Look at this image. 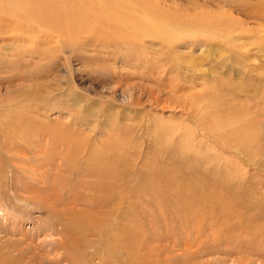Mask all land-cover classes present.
Returning a JSON list of instances; mask_svg holds the SVG:
<instances>
[{"label": "rangeland", "instance_id": "obj_1", "mask_svg": "<svg viewBox=\"0 0 264 264\" xmlns=\"http://www.w3.org/2000/svg\"><path fill=\"white\" fill-rule=\"evenodd\" d=\"M154 2L188 20L225 10L221 20L227 15L233 26L197 38L203 28L194 21L174 41L165 33L173 27L161 24L160 36L105 43L116 32L96 34L101 20L92 14L81 24L89 34L73 45L72 33L63 46L48 30L21 35L18 22L0 21V239H10L12 213L29 231L51 228L53 236L42 237L50 258L264 264V0ZM109 6L104 19L113 25L127 10ZM125 19L120 28L129 32L125 23L133 22ZM97 158L118 170L115 181L93 183L86 170ZM33 190L64 221L89 210L108 224L114 219L118 234L85 236L56 251L70 239L62 226L53 231ZM123 227L128 254L116 244Z\"/></svg>", "mask_w": 264, "mask_h": 264}, {"label": "bare ground", "instance_id": "obj_2", "mask_svg": "<svg viewBox=\"0 0 264 264\" xmlns=\"http://www.w3.org/2000/svg\"><path fill=\"white\" fill-rule=\"evenodd\" d=\"M219 1L227 2V0H219ZM93 3H96L95 7L92 5ZM112 3H114V5L118 7H123L124 10L125 9L127 10L123 17H121L123 14H121V16H119V14H115V16L113 17L115 24L113 25L110 24L109 21L104 19L105 14H107V12L110 9L109 5H111ZM228 4L230 5V7L234 6L232 2ZM158 5L157 2L156 3L154 2V0H0V21L7 23L9 22L11 23L15 21L16 24L18 22L19 28L16 29L21 31V35H23L24 33L28 34L30 32H36V31L42 32L48 30V32L50 31L55 35L57 41H59L60 44L63 43V46L64 44H68V41L65 38L66 37L68 38L72 33H75L76 36L72 41L74 42L73 45L79 43V39L82 35L89 34V32H87L88 30H81V24L83 18H87L86 15L88 16L92 14L96 16L94 17V19L93 17L88 16L90 20H98V21L101 20L99 23L101 24L102 28L99 26L100 28L98 29V32L96 34L102 36L103 34L107 33V31L109 32L115 31L116 36L108 35L106 37H103L105 39H101L105 42L107 37L109 39L113 38L114 39L113 41L115 43L119 42V40L117 39L118 36L125 37L126 39H128L130 43L132 42L134 43V37L138 39L139 36L141 38L154 37L156 35L160 36L163 33L157 27L158 25L161 24H166L169 27H173L171 32L169 29H166L165 33L166 35L167 33H171V35H174L175 36L174 41L180 38L178 34L180 33V28L182 25L186 26V29H190L191 31H193L192 24L194 21L197 22V24L203 28L200 30H196L197 33L193 32V34H195L196 37L197 36L204 37V35L208 36L210 34L218 35L223 32L225 33V31L226 32L230 31L231 26H233L231 20L227 19L228 18L227 15H226V19L221 20L222 16L226 14L225 10L218 11V14L216 15L202 14L201 18H198L197 20L195 19V17L198 13L197 14L192 13L190 17L183 15L185 17H188L189 18L188 20V19H183L182 15L180 14H166V11L161 10L163 8L160 9ZM246 7L247 6L241 4V9L245 10L244 8ZM253 11L261 12L260 8L257 7L254 8ZM117 12L121 13L122 11H117ZM208 12L212 13L210 11ZM125 16L129 21L133 22L132 25L125 23V27L128 28V30H130L129 32L128 31L124 32L120 28V27H124V25L121 24V21L126 18ZM25 23L26 26H24ZM195 24L193 25L195 26ZM51 33L49 34V36L53 37ZM3 35H5V33ZM170 42L172 43V41L168 40L166 43L169 44ZM122 43H124V41ZM194 110L196 113L198 112V108L197 110L194 108ZM220 130H224V129H220ZM96 160H97L96 161L97 164L95 165L97 166H95V168L92 167L86 170V173L92 176L96 180V182L93 181L94 184L95 183L101 184L102 183L101 181H105L106 183L109 180L113 182L115 181V179L118 178L117 177L118 170L114 169V166L112 167L109 165L110 163L109 159L102 160L97 158ZM108 161L109 163H107ZM101 177L105 178V180L100 179ZM113 190L114 189L112 187L111 193L113 192ZM33 192L35 193L33 195H30V199H37L38 201L40 200L42 202V197H41L42 194L38 193L36 190H33ZM42 203L40 204V207L43 208L44 212L46 210L47 216L49 215V217L52 218L54 222V225L51 226L53 231H56L57 233L60 232L59 231L60 228L58 227L62 226L64 228L63 235H67L68 238L70 239V240H66L62 238L63 240L58 242L57 246L55 247L56 251L60 249L65 251L71 247V244L72 245L77 244L79 246L81 242L85 240V236L86 238L92 236V237H97L100 240L102 239L105 240V236L110 233H112V235L114 234V236H116V233L118 234V231H116L115 228H112L113 225L111 223L115 222L114 219L110 224H108L106 221L104 222L102 219H100L101 218L100 216L96 214H92L90 213L89 210H87L86 212L88 213H86L82 219L72 218L73 219L72 221L67 220L66 222L64 221V218L63 219L61 218V216H63L61 214L63 213L59 212V208H57V206H55L54 203L48 201L46 204L44 203L42 204ZM99 209L100 208L97 209L94 207L93 210L97 212ZM9 220L11 226L5 228L4 232L5 235L10 236V239L6 241L0 239V241L2 242L0 243V264H62L65 260H69L71 264H81V261L80 263L76 261L78 260V258L76 257L77 253L74 256L73 253L70 254L63 252L61 253L60 256L55 255L54 258H50L53 257L51 256L52 247L49 250H47L46 249L47 241L45 239H42V237L47 238V236H53V233H51V228H48L46 226L47 224L43 225L42 223V225L45 226V229L37 227L35 231H31V230L29 231L24 227L25 223L23 220L20 219V216L18 214L11 213ZM46 222L48 223V221ZM122 231H121V236H118L119 237L118 240L116 239L118 241L116 244L118 243L120 244V242H122L121 246L124 249V251L128 254L127 245H126L128 243L126 242V240L128 239V236L126 234L128 233L127 227H123ZM106 242L107 241H105V243ZM95 244H98V242ZM70 250L73 252L72 248ZM107 255L109 259H113L117 255L116 248L110 246V249L107 251ZM118 259L119 257L116 258L115 260L116 263L118 262ZM104 261L105 260L102 259V262Z\"/></svg>", "mask_w": 264, "mask_h": 264}]
</instances>
